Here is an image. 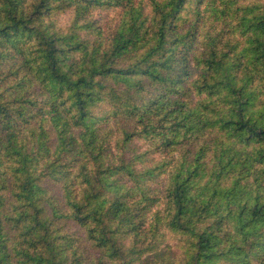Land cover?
<instances>
[{
    "label": "trees",
    "instance_id": "16d2710c",
    "mask_svg": "<svg viewBox=\"0 0 264 264\" xmlns=\"http://www.w3.org/2000/svg\"><path fill=\"white\" fill-rule=\"evenodd\" d=\"M0 264H264V0H0Z\"/></svg>",
    "mask_w": 264,
    "mask_h": 264
},
{
    "label": "rangeland",
    "instance_id": "374dc122",
    "mask_svg": "<svg viewBox=\"0 0 264 264\" xmlns=\"http://www.w3.org/2000/svg\"><path fill=\"white\" fill-rule=\"evenodd\" d=\"M100 13H101V11H100ZM113 13H114V10L104 11L102 15H106L108 18H110ZM58 17L60 18V21H64L68 18V15H65V13H62V14L58 15Z\"/></svg>",
    "mask_w": 264,
    "mask_h": 264
}]
</instances>
